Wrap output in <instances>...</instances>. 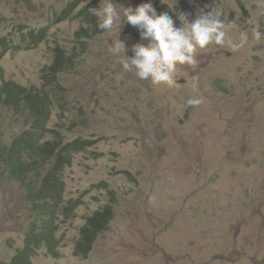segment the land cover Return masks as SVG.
<instances>
[{"label":"rangeland","instance_id":"1","mask_svg":"<svg viewBox=\"0 0 264 264\" xmlns=\"http://www.w3.org/2000/svg\"><path fill=\"white\" fill-rule=\"evenodd\" d=\"M104 2L0 0V41L33 30L49 33L37 49L4 57L0 81L41 87V71L51 64L56 44L76 47L81 57L75 72L59 80L43 139L58 130L64 142L94 143L64 172L68 210L56 216L58 256L43 248L33 264H264V0H111L121 13L112 31L100 29L93 38L85 36V45L78 42L77 31L87 25L77 14L86 6L95 12ZM144 3L168 13L176 27L182 26L180 13L191 22L214 9L227 25L226 42L198 50L195 65L178 66L173 87L139 80L109 49L120 39L132 57L134 44L147 43L137 28L123 23L124 7ZM242 32L248 41L233 50ZM190 97L201 105L187 106ZM29 124L0 106V149ZM3 154L0 261L9 262L24 246L32 219ZM113 196V223L88 259L76 256L86 219ZM70 203L77 204L74 211Z\"/></svg>","mask_w":264,"mask_h":264},{"label":"trees","instance_id":"2","mask_svg":"<svg viewBox=\"0 0 264 264\" xmlns=\"http://www.w3.org/2000/svg\"><path fill=\"white\" fill-rule=\"evenodd\" d=\"M71 3L63 15H69ZM88 6L83 8L77 16L86 27L77 31V41L86 44L85 36L93 38L100 33L97 27V17ZM66 20V18H65ZM63 20V21H65ZM48 40L46 29L36 32L30 31L22 39L3 38L0 41V55L12 49H27ZM85 51L87 48L82 47ZM75 47L72 50L56 44L50 65L42 69L41 78L43 88L33 87L32 91L22 89L14 83H8L0 88V96L7 98H22L28 110L17 109V114H25L32 122L31 129L18 136L13 144L5 149L3 164L10 177L19 183L24 190L26 200L30 204L31 225L26 234L25 246L17 251L11 262L0 261V264H33L37 251L43 248L51 255L58 256V243L61 229L56 216L63 210H68V202L64 200V172L72 165L74 156L87 151L93 146L92 141L76 140L64 144L63 136L58 130H53V136L44 140V130L52 121L53 106L58 99L57 87L61 76L69 71L74 72L81 57V51ZM82 50V51H83ZM114 195L113 191H110ZM116 198L94 212L86 219V223L79 231V238L75 243L74 253L82 259H88L99 237L110 227L115 219ZM77 204H71L69 209L74 211ZM71 215H66V218Z\"/></svg>","mask_w":264,"mask_h":264},{"label":"clouds","instance_id":"3","mask_svg":"<svg viewBox=\"0 0 264 264\" xmlns=\"http://www.w3.org/2000/svg\"><path fill=\"white\" fill-rule=\"evenodd\" d=\"M162 2L165 3L164 0H162ZM157 12L158 11H156L151 3L141 4L135 9L131 7H124L123 23L126 22L137 28L139 30L141 40H146L147 43L134 44L131 48V51L133 52L132 57L126 55L128 48L120 39L113 40L114 43L110 44L111 46L109 51L118 58V63H120L124 71L128 72L134 70L135 75L139 80L149 82L153 86L166 85L168 87H173L177 84V81L175 79V72L178 66L195 65L196 53L198 50H204L211 44H215L218 46H223L225 44V29L227 25L225 21L220 18V14L214 9H212V11L208 13L201 11L198 14L197 18L192 20L191 22H189L187 14L180 13L179 20L182 22L181 27L175 26L172 16H170L168 13L165 12L158 14ZM93 14L97 17V27L103 30L101 32L112 31L114 26L120 20L121 15V13L117 10L116 5L112 3L111 0H107V2L101 3ZM66 16L67 15L64 16L62 14V17ZM121 24L119 25V27L121 26ZM46 32L48 33L47 29ZM25 35L26 33L23 32L22 37H24ZM256 35L258 36L259 33H256ZM20 39L22 38H19L17 40ZM46 41L47 40L37 45L28 46L26 47L27 49H12L11 51L4 52L0 55V61L9 53L18 54L22 52L33 51ZM247 41V32H242L240 34L239 42L232 43L231 48L233 50H238L239 48L243 47L247 43ZM121 54L123 55L124 59H120ZM41 82L42 86L38 87V89L43 88L42 78ZM8 83H14L20 88L26 89L28 91H32V88L34 87H26L8 80L0 81V88L4 87ZM201 103L202 100L198 97H190L186 101V104L189 107H198L199 105H201ZM0 106L10 108L14 112L17 109L22 111L28 110L26 102L22 98H7L5 96H0ZM15 114L18 116L20 115L16 112ZM22 115H24L29 120L27 115ZM29 122V128L21 134L31 129L32 123L31 121ZM80 139L86 140L78 138L72 140L71 142ZM67 143L69 142H64V144ZM5 148L3 147L1 149ZM1 152L3 151L0 150V153ZM20 187L22 188V186ZM24 246L22 248H18L16 250V254L17 251L23 249ZM11 260L9 262H11Z\"/></svg>","mask_w":264,"mask_h":264},{"label":"bare ground","instance_id":"4","mask_svg":"<svg viewBox=\"0 0 264 264\" xmlns=\"http://www.w3.org/2000/svg\"><path fill=\"white\" fill-rule=\"evenodd\" d=\"M94 145V144H93Z\"/></svg>","mask_w":264,"mask_h":264}]
</instances>
